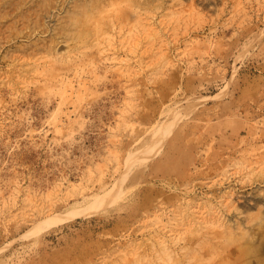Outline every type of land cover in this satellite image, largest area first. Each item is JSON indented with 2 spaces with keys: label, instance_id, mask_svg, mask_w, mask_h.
I'll return each mask as SVG.
<instances>
[{
  "label": "rangeland",
  "instance_id": "obj_1",
  "mask_svg": "<svg viewBox=\"0 0 264 264\" xmlns=\"http://www.w3.org/2000/svg\"><path fill=\"white\" fill-rule=\"evenodd\" d=\"M0 264H264V0H0Z\"/></svg>",
  "mask_w": 264,
  "mask_h": 264
},
{
  "label": "bare ground",
  "instance_id": "obj_2",
  "mask_svg": "<svg viewBox=\"0 0 264 264\" xmlns=\"http://www.w3.org/2000/svg\"><path fill=\"white\" fill-rule=\"evenodd\" d=\"M192 108L193 107L191 104L184 103H176L174 105H169L168 107H166L161 112V116L163 119L162 122L150 127L142 137L143 145L142 147L140 145V151L138 150L137 155L129 159L128 166L126 167L125 172L127 174L135 173L136 166L140 162H148L152 158L154 159L160 153L161 149L168 141L175 128L190 114ZM120 186L121 185H116L100 195L89 196L87 204L82 207V209H70V211H67L64 214H59L58 216L53 218L52 223L63 222L75 218L79 215L80 210L83 209L87 211H101L107 206L114 205L124 197ZM30 234L31 232L27 235L30 236ZM163 251L169 253L168 246L165 242H163Z\"/></svg>",
  "mask_w": 264,
  "mask_h": 264
}]
</instances>
